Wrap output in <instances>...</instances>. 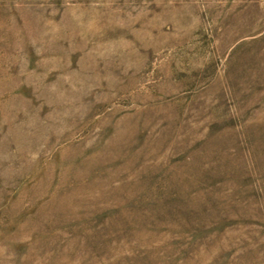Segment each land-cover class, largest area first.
I'll use <instances>...</instances> for the list:
<instances>
[{
	"label": "rangeland",
	"instance_id": "1",
	"mask_svg": "<svg viewBox=\"0 0 264 264\" xmlns=\"http://www.w3.org/2000/svg\"><path fill=\"white\" fill-rule=\"evenodd\" d=\"M0 264H264V0H0Z\"/></svg>",
	"mask_w": 264,
	"mask_h": 264
}]
</instances>
